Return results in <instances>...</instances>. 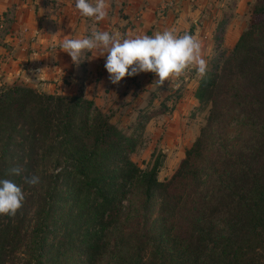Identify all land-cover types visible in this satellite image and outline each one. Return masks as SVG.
I'll return each instance as SVG.
<instances>
[{
  "label": "rangeland",
  "instance_id": "rangeland-1",
  "mask_svg": "<svg viewBox=\"0 0 264 264\" xmlns=\"http://www.w3.org/2000/svg\"><path fill=\"white\" fill-rule=\"evenodd\" d=\"M215 1L198 0L195 6L198 8V5H201L200 18H195L192 22L188 19L191 22L189 30H182L191 34L197 28L203 44L206 43L205 45L210 47L205 57L208 61L207 75L204 78L197 75L195 79L182 75L175 86L170 85L171 77L162 86L154 82L156 78L151 77V88L145 86L139 87L140 90H126L125 93L129 95L125 101L118 100L119 105L116 107L97 104L79 92L65 94L59 91L48 93L38 90L27 82H21V76L15 78L14 73L11 74L10 71L6 77L5 69L1 68L2 62L6 60L4 56H7L3 51L10 52L12 49L10 37L14 36L17 27L16 15L11 8L0 12V179L15 181L25 194L23 206L15 216L0 214V264H21L32 256L29 246L22 242L18 244V248L10 250V245L7 244V249H3L1 232L7 226L8 220L24 219L23 226H28L23 230H31L34 217L32 214L38 211L43 213L44 210L49 213L46 221L49 235L43 264H56L52 259L68 246L69 256L72 255L68 264H82L79 262L85 249L82 238L85 236V227L90 225L88 217L94 215L92 200L85 198L87 189L84 182L78 181L79 178L75 176L78 166L68 161L72 159L71 153H77L81 148V143L67 139L65 130L68 128L66 125L63 127L62 119L65 106L50 99L42 103V107L39 103L36 110L37 114L44 115L43 119H39L43 127H47L51 120L53 124L48 130L34 122L35 129H32L30 116H22L16 109L15 99L18 96L13 94L15 88L25 96L30 89L43 96L52 94L65 97L71 111L74 109L73 133L84 134L90 137V142L97 139L100 143L94 150L95 156L90 165L94 169L97 167L96 171L103 174L105 170L107 174L118 166L124 167L128 162H132L142 173L156 169L158 180L167 182L172 179L187 150L193 147L204 127L211 142H216L218 137H228L232 140L240 135L239 129L246 111L243 103L252 98L247 93L252 84L251 74H242L237 64L235 73L225 81H221L218 76L242 37L250 42L247 45L245 43V48L256 44V25L264 22V3H260V0H221L218 6ZM202 14L208 17H203ZM30 20L28 17V21ZM237 37V41H234ZM209 39L211 40L208 41ZM11 69L10 65L9 70ZM186 73L190 75L188 70ZM205 79H211L214 84L200 99L197 93L200 82ZM188 80H193L191 86L186 84L190 82ZM49 113L51 114L48 116ZM85 120L86 127H83ZM17 165L25 170L22 176L7 175V170ZM31 175L39 177L38 184L30 186L24 183L23 176ZM117 180L121 186L124 184L121 177ZM136 180L138 187H130L128 191L131 192L124 196L123 200L119 201V197L115 200L114 207H117L118 211L114 213L113 223L115 217L123 221L132 210L133 217L136 216L137 220L142 219L145 213L152 219L159 213L160 192L154 190L145 212L142 205L143 181L139 178ZM121 191L122 187L119 193ZM105 219L107 222V217ZM127 225L130 226L128 223ZM124 226L129 228L126 223ZM70 232L78 236L72 242L74 249L66 243L70 241L65 234ZM5 234L6 232L2 233ZM56 245L60 246L54 248ZM108 256L107 253V258L103 260L106 261ZM59 257L57 264H67V251Z\"/></svg>",
  "mask_w": 264,
  "mask_h": 264
},
{
  "label": "trees",
  "instance_id": "trees-1",
  "mask_svg": "<svg viewBox=\"0 0 264 264\" xmlns=\"http://www.w3.org/2000/svg\"><path fill=\"white\" fill-rule=\"evenodd\" d=\"M261 1L264 3V0ZM245 43L250 42L242 37L218 76L225 81L235 73L237 64L242 74H251L252 84L247 93L252 98L243 103L246 111L239 129L240 135L232 140L218 137L216 142H211L204 127L193 147L187 150L172 179L167 182L158 180L156 169L142 173L132 162L124 167L118 166L107 174L106 170L104 174L97 172L98 168H92L90 162L93 163L94 150L100 143L97 139L90 142V137L84 134L73 133L74 109L71 111L65 97L52 94L43 96L30 89L25 96L20 94L18 88L13 90V94L18 96L15 99L16 109L20 115L30 116L32 129H35L34 122L43 127L39 119H43L44 115L37 114L36 110L39 103L42 107V103L50 99L63 104L66 110L62 119L63 127L66 125L68 128L65 130L67 139L81 143V148L77 153H71L72 159L68 161L78 166L75 176L79 178L78 181L84 182L87 189L85 198L92 200L94 215L88 217L90 225L85 227L82 238L85 249L79 262L264 264V22L256 25V44L245 48ZM213 84L211 79L202 80L197 97L203 98ZM86 123V120L83 121V127H86ZM52 124L51 120L43 128L49 130ZM119 177L124 182L122 186L118 183ZM138 178L143 181L142 205L145 212L154 190L160 192L159 213L153 219L145 213L142 219L137 220L132 210L123 221L115 217L114 224L113 216L118 211L114 207L115 200L118 197L119 201L123 200L131 192L128 191L130 187L137 186ZM34 214L31 230H23L28 225L23 226L25 220L20 218L9 219L3 229L6 234L2 235L1 232L4 250L7 244L10 250L18 248L21 242L29 246L32 256L21 264L44 263L49 213L44 210L43 213L38 211ZM125 223L129 228L124 226ZM65 235L71 242L66 243L74 249L72 242L78 236L71 232ZM69 247L59 253L61 255L67 251V264L72 260ZM107 253L109 256L105 261L103 259L107 258ZM59 255L52 259L56 264Z\"/></svg>",
  "mask_w": 264,
  "mask_h": 264
},
{
  "label": "crops",
  "instance_id": "crops-1",
  "mask_svg": "<svg viewBox=\"0 0 264 264\" xmlns=\"http://www.w3.org/2000/svg\"><path fill=\"white\" fill-rule=\"evenodd\" d=\"M220 2L216 0L215 4L219 6ZM107 3L108 16L96 21L81 15L74 0H0V12L11 8L15 12L17 26L14 36L10 37L12 49L3 51L7 54L4 56L7 62L5 60L1 64L5 69L4 75L8 77L10 71L15 78L21 76V82H27L38 90L65 94L79 92L97 104L116 107L129 95L126 90L151 88V77L155 79V74L126 76L118 85L112 84L104 67L106 54L101 56L103 49L85 52L84 60L77 66L61 48L65 36L83 38L89 36L93 29L119 33L122 38L152 36L165 29H175L178 35H183L185 32L182 30L188 31L192 20L200 18L202 12L201 5L195 6L198 0H107ZM190 35L200 42L205 58L210 47L205 42L203 44L197 28ZM188 72L190 75H183L188 79H195L198 75L195 67ZM171 79L170 85L175 86L180 78ZM192 81L186 84L191 86Z\"/></svg>",
  "mask_w": 264,
  "mask_h": 264
},
{
  "label": "clouds",
  "instance_id": "clouds-1",
  "mask_svg": "<svg viewBox=\"0 0 264 264\" xmlns=\"http://www.w3.org/2000/svg\"><path fill=\"white\" fill-rule=\"evenodd\" d=\"M80 14L104 20L108 16L107 0H74ZM61 48L77 66L83 54L94 49H103L106 54L105 69L109 81L118 85L126 76L154 73L158 85L162 86L170 77L179 78L192 67L204 78L208 72V61L202 56L198 39L188 34L178 35L175 29H165L154 35L122 38L119 33L93 29L89 36L68 38L65 36ZM91 59V58H89ZM24 168L17 165L7 170L9 176H22ZM24 183L34 186L39 183L36 175L23 176ZM25 194L20 185L11 179H0V214L15 216L22 208Z\"/></svg>",
  "mask_w": 264,
  "mask_h": 264
},
{
  "label": "built area",
  "instance_id": "built-area-1",
  "mask_svg": "<svg viewBox=\"0 0 264 264\" xmlns=\"http://www.w3.org/2000/svg\"><path fill=\"white\" fill-rule=\"evenodd\" d=\"M87 52V51H86Z\"/></svg>",
  "mask_w": 264,
  "mask_h": 264
}]
</instances>
